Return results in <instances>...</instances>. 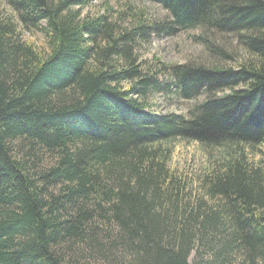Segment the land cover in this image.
Segmentation results:
<instances>
[{"label":"trees","instance_id":"16d2710c","mask_svg":"<svg viewBox=\"0 0 264 264\" xmlns=\"http://www.w3.org/2000/svg\"><path fill=\"white\" fill-rule=\"evenodd\" d=\"M5 1L0 264H70L79 245L106 264H264V158H247L264 145V0H148L165 11L148 20L106 0L95 14L90 0ZM194 28L236 66L141 58L150 36ZM158 92L206 97L184 116L150 110ZM177 139L219 155L190 178L169 167Z\"/></svg>","mask_w":264,"mask_h":264},{"label":"rangeland","instance_id":"374dc122","mask_svg":"<svg viewBox=\"0 0 264 264\" xmlns=\"http://www.w3.org/2000/svg\"><path fill=\"white\" fill-rule=\"evenodd\" d=\"M106 1L111 9V14H114L112 10H119L121 6L126 3L131 6L130 11H142V17L145 18V20L163 18L165 16V11L161 9L158 3H153L148 0ZM106 7L108 6H103V0H90L88 6L83 9V12H88V14L101 13L105 11ZM0 17L4 20L9 18L14 23H17L15 12L5 0H0ZM112 18L113 16L111 15L110 19ZM17 31L20 40L32 44L37 50L44 49V35L39 30L22 28L19 26ZM204 34L201 33L199 28H194L187 31H179L173 35L150 36L148 43L142 44L140 47L141 58L150 61L152 58L156 57L167 64L203 61L206 64L220 63L221 65L235 67L237 63L235 59L230 58L227 62H224L218 52H208V50L202 45ZM207 36H210L209 38L214 42L223 44L221 50L228 52V56L230 55L234 58L237 57V60L247 57V53L241 49L236 43V40H234L233 34L223 35L215 32H208ZM126 84L127 83H124V85ZM227 92L228 90H224L217 93V95H222ZM205 97V95H199L195 98L185 99L177 96L175 93L166 94L158 92L149 96V109L157 113L170 112L187 116L189 110L193 106L202 102ZM174 143V149L168 163L169 167L171 169H176L178 172H182L190 178L197 176L204 165L207 164L208 160L216 158L220 152L217 149L205 147L197 141L177 139ZM263 153L264 145L252 149L248 148L247 158L250 163L255 164L258 163L261 158H264L262 155ZM192 257L193 255H190V261H192ZM66 258L70 264H106L102 261H94L89 251L83 249L80 245L76 247L74 246L72 251H69V254H66Z\"/></svg>","mask_w":264,"mask_h":264}]
</instances>
